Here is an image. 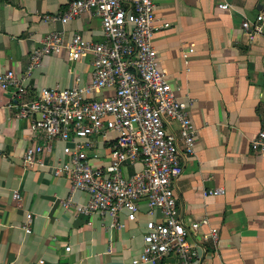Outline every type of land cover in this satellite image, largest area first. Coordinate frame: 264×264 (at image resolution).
Here are the masks:
<instances>
[{"label":"crops","instance_id":"crops-1","mask_svg":"<svg viewBox=\"0 0 264 264\" xmlns=\"http://www.w3.org/2000/svg\"><path fill=\"white\" fill-rule=\"evenodd\" d=\"M224 3L231 8L221 9ZM67 7V0H0V73L24 76L30 53L53 30L102 39L101 19L88 12L67 25L44 20ZM263 8L264 0H156L153 45L177 96L190 103L197 130L194 155L182 158L180 214L191 238L218 229L217 242L204 241L200 264H264V155L251 148L264 129V32L250 42L242 29ZM76 77L92 81L90 55L76 62L65 53L47 56L26 84L34 95L71 87ZM33 137L12 94L0 90V264H131L147 221L160 214L149 216L144 202L133 222L125 214L116 222L83 214L86 192H72L70 180L51 168L25 165ZM216 189L224 193L206 194ZM29 217L31 233L24 229ZM157 264L178 260L171 255Z\"/></svg>","mask_w":264,"mask_h":264},{"label":"built area","instance_id":"built-area-1","mask_svg":"<svg viewBox=\"0 0 264 264\" xmlns=\"http://www.w3.org/2000/svg\"><path fill=\"white\" fill-rule=\"evenodd\" d=\"M67 4L63 13L46 14L44 20L67 25L88 12L101 19L102 39L53 30L30 53L24 76L12 70L0 73V90L12 94L20 118L28 120L34 135L24 154L25 165L51 168L56 177L70 180L72 192H86L89 200L80 210L87 216H110L116 222L125 214L133 222L142 202L149 216L160 214L147 221L144 245L131 264H157L171 255L178 264H200L204 241L211 236L217 242L218 229L191 238L180 214L177 184L184 172L182 158L194 155L197 130L190 103L177 96L153 45L156 0ZM220 7L231 8L228 3ZM242 29L250 42L262 35L264 8L255 19L245 18ZM60 53L70 62L90 55L92 81L81 84L76 77L71 87H45L33 95L27 80L47 56ZM188 57L183 55L186 65ZM251 148L264 155V129ZM138 163L142 168L126 175ZM222 193L223 189L206 192ZM13 198L22 199L18 191ZM32 221L29 217L24 225L27 233Z\"/></svg>","mask_w":264,"mask_h":264}]
</instances>
